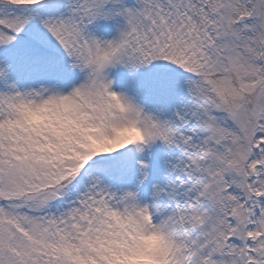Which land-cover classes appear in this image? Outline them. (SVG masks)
I'll list each match as a JSON object with an SVG mask.
<instances>
[{
    "label": "snow or ice",
    "instance_id": "6c2138e0",
    "mask_svg": "<svg viewBox=\"0 0 264 264\" xmlns=\"http://www.w3.org/2000/svg\"><path fill=\"white\" fill-rule=\"evenodd\" d=\"M0 264H264V0H0Z\"/></svg>",
    "mask_w": 264,
    "mask_h": 264
}]
</instances>
